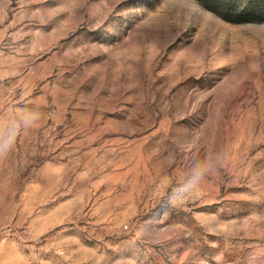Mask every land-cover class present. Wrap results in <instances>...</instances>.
Segmentation results:
<instances>
[{
    "label": "rangeland",
    "instance_id": "rangeland-1",
    "mask_svg": "<svg viewBox=\"0 0 264 264\" xmlns=\"http://www.w3.org/2000/svg\"><path fill=\"white\" fill-rule=\"evenodd\" d=\"M13 125L0 264H264V22L195 0H0Z\"/></svg>",
    "mask_w": 264,
    "mask_h": 264
},
{
    "label": "trees",
    "instance_id": "trees-1",
    "mask_svg": "<svg viewBox=\"0 0 264 264\" xmlns=\"http://www.w3.org/2000/svg\"><path fill=\"white\" fill-rule=\"evenodd\" d=\"M204 9L215 14L226 23L230 24H252L264 22V16L258 10L243 8L235 10L232 5L223 0H195Z\"/></svg>",
    "mask_w": 264,
    "mask_h": 264
},
{
    "label": "clouds",
    "instance_id": "clouds-1",
    "mask_svg": "<svg viewBox=\"0 0 264 264\" xmlns=\"http://www.w3.org/2000/svg\"><path fill=\"white\" fill-rule=\"evenodd\" d=\"M39 119V115L36 113L29 114V116L24 117V123L26 125H31L32 122ZM19 125H13L12 127L8 128L7 130L0 129V137H3V142L0 143V149H6L9 148L12 144V142L15 139L14 129L18 128ZM0 155H2V152H0ZM202 173L197 172L193 178L186 184L180 191H187L189 189H192L196 186V183L201 178Z\"/></svg>",
    "mask_w": 264,
    "mask_h": 264
}]
</instances>
